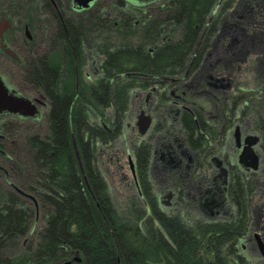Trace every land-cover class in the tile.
Masks as SVG:
<instances>
[{
    "label": "flooded vegetation",
    "instance_id": "flooded-vegetation-1",
    "mask_svg": "<svg viewBox=\"0 0 264 264\" xmlns=\"http://www.w3.org/2000/svg\"><path fill=\"white\" fill-rule=\"evenodd\" d=\"M98 2L79 8L73 0H0V83L8 93L35 106L31 116L0 113V191L18 197L35 193L30 173L23 167L29 155L27 162L20 160L18 148L23 144L27 150L28 138L37 135L32 132L34 127L25 123L37 121L43 109L45 115L49 111V98L36 83L38 72L45 68L52 73L50 63L58 60L60 77H65L69 44L76 81L80 73L89 79V75L83 76L86 64L94 68V79L100 76V55L94 44L92 49L83 44L86 59L78 69L82 55L75 53L69 28L72 24L78 31L91 11L98 14ZM99 8L98 5L96 9ZM204 10L199 31L194 27L197 32L184 68L172 76L151 80L144 88H135L122 123L112 108L106 110L110 117L107 124L96 114L94 121L108 131L119 126L118 143L131 130L130 106L134 99L139 100L137 134L129 138L131 154L127 160L132 181L127 186L134 190L131 197L136 195L146 209L149 205L141 195L142 183L136 170V147L148 146L145 183L157 209L186 222L212 224L236 218L244 194L241 182L249 181L252 190L246 195L248 228L240 246L244 248L243 243L250 242L248 248L260 251L264 257V0H208ZM145 116L148 126L140 133L137 122ZM5 146H14L19 156L5 153L1 148ZM15 174L24 184L23 190ZM17 247L8 246L0 257L8 264H19L25 249L16 251ZM66 261L74 264L80 259L51 264Z\"/></svg>",
    "mask_w": 264,
    "mask_h": 264
},
{
    "label": "trees",
    "instance_id": "trees-1",
    "mask_svg": "<svg viewBox=\"0 0 264 264\" xmlns=\"http://www.w3.org/2000/svg\"><path fill=\"white\" fill-rule=\"evenodd\" d=\"M207 2L115 0L110 6L114 13L101 7L95 9L98 14H88L78 31L70 24L75 53L82 55L78 69L85 64L83 44L89 49L94 44L101 74L88 81L80 73L77 82L68 44L65 77H60L58 60L50 63L52 73L43 68L36 76L49 98L48 133L28 138L24 171L30 173L37 203L44 210V226L19 264L74 257L80 259L74 264H264V259L254 263L240 254V239L248 228L246 195L252 190L246 179L241 182L244 194L236 218L191 223L155 206L145 183L148 146L134 148L148 209L135 195L127 210L117 212L97 166L98 145L116 143L120 127L108 131L94 121V114L107 124L106 110L112 108L122 123L135 88L181 71ZM61 39L65 44L64 36ZM31 213L17 195L0 191V252L28 234ZM0 264H8L7 259L0 257Z\"/></svg>",
    "mask_w": 264,
    "mask_h": 264
},
{
    "label": "rangeland",
    "instance_id": "rangeland-1",
    "mask_svg": "<svg viewBox=\"0 0 264 264\" xmlns=\"http://www.w3.org/2000/svg\"><path fill=\"white\" fill-rule=\"evenodd\" d=\"M114 1L115 0H99L98 4L96 5V8H98V5H99L100 8L102 7V8H105V10H107L108 8H110V6L113 4ZM110 10L112 11V13H114L113 9L110 8ZM93 70L94 68L89 67L86 64L83 69V76L87 74L90 76L88 80L90 81L94 80ZM138 104H139V100L136 98L133 100L130 106L131 112H130V118H129V126L131 130L125 134L124 138H122L114 146H109V147L99 146L97 150L98 168L101 171L102 175L104 176L108 184L109 195L111 197V200L117 212L119 213L127 210L129 198L134 193V190L127 186V184H130V182L132 181V174L129 169L127 156L129 153L131 154L129 138L131 134L132 135L134 134L135 136L137 134V130L135 128V118L137 115L136 110L138 108L137 107ZM45 117H46L45 109H43L40 115V118H38L37 121L26 122L25 124L28 125V127L29 126L34 127L32 130L33 133H36L40 137H44L48 133L47 121ZM13 147L5 146L1 148L5 153H9L12 156L14 154L19 156L18 152H14ZM18 149L20 153L19 159L20 160L24 159V161L26 160L27 162L28 158H27V150L25 149V146L22 144L19 146ZM2 162L3 161H0V165H2ZM27 163L26 164L22 163L23 167L25 165L27 166L28 165ZM1 175H3V173H0V176ZM14 179L18 182L19 186L23 190L24 184L20 182V177L15 174ZM19 198L24 202V206L28 207L31 210L32 217L30 220L28 234L24 238L17 241L16 244L14 245V246L18 245V247L15 249L16 251H22L23 249H25L23 247L27 246L29 243L31 244L33 243V246H34V243L38 241V233L44 226V210L37 203L35 195L34 194H29L25 196L21 195L19 196ZM24 240L26 241V243H24ZM243 244H244V248H241L240 246L241 255L245 256L248 260H251L254 263L260 259H264L260 251L252 252V250L248 248L249 246L251 247L250 242L245 241ZM263 254H264V248H263Z\"/></svg>",
    "mask_w": 264,
    "mask_h": 264
},
{
    "label": "water",
    "instance_id": "water-1",
    "mask_svg": "<svg viewBox=\"0 0 264 264\" xmlns=\"http://www.w3.org/2000/svg\"><path fill=\"white\" fill-rule=\"evenodd\" d=\"M94 0H73V3L77 7L86 8ZM136 1H150V0H136ZM1 26V23H0ZM2 27V26H1ZM1 112H12L16 114H21L24 116H31L35 113V106L27 99L22 97H16L8 93L6 88L0 83V113ZM148 117L143 119L139 118L137 125L139 127V132L143 133L148 126ZM246 156V155H245ZM256 162V158H254ZM260 247H263V244L260 243ZM69 261H66L63 264H68Z\"/></svg>",
    "mask_w": 264,
    "mask_h": 264
}]
</instances>
